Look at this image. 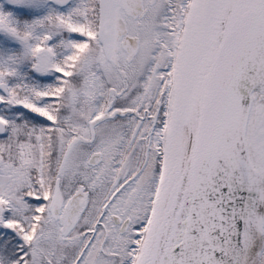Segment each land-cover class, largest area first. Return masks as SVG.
<instances>
[{"label": "snow or ice", "instance_id": "1", "mask_svg": "<svg viewBox=\"0 0 264 264\" xmlns=\"http://www.w3.org/2000/svg\"><path fill=\"white\" fill-rule=\"evenodd\" d=\"M0 264H264V0H0Z\"/></svg>", "mask_w": 264, "mask_h": 264}, {"label": "water", "instance_id": "2", "mask_svg": "<svg viewBox=\"0 0 264 264\" xmlns=\"http://www.w3.org/2000/svg\"><path fill=\"white\" fill-rule=\"evenodd\" d=\"M241 84L243 85V87L238 88V92L242 96L241 106L242 107H247V105H248V103L250 101H249V98H248L247 91L245 89L247 87H249V86L247 85V82L246 81H241Z\"/></svg>", "mask_w": 264, "mask_h": 264}]
</instances>
